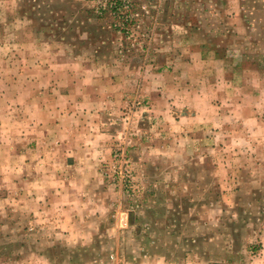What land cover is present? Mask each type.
<instances>
[{
    "label": "rangeland",
    "instance_id": "1",
    "mask_svg": "<svg viewBox=\"0 0 264 264\" xmlns=\"http://www.w3.org/2000/svg\"><path fill=\"white\" fill-rule=\"evenodd\" d=\"M242 1L238 34L216 0H0V264H264V0ZM61 88L80 121H49ZM85 123L112 157L81 244L49 220L90 179L62 156Z\"/></svg>",
    "mask_w": 264,
    "mask_h": 264
},
{
    "label": "crops",
    "instance_id": "2",
    "mask_svg": "<svg viewBox=\"0 0 264 264\" xmlns=\"http://www.w3.org/2000/svg\"><path fill=\"white\" fill-rule=\"evenodd\" d=\"M242 0H216L215 3V12L216 13H228L231 15L232 20L234 21L232 28L236 30V33H241L242 31H245L247 29V24L244 23V20H241V16L244 14V9L242 7ZM215 59V60H214ZM75 59H72L74 61ZM214 63H221L223 64L224 60L219 59V57L215 56L213 57ZM199 66L202 65V69L204 67V64H206L207 61L203 59V57L195 60ZM72 63V62H71ZM73 64V63H72ZM219 66V65H217ZM220 67V66H219ZM204 74L201 72V76ZM206 82V81H205ZM175 90L176 93L182 94L180 96H177L176 101L179 100L180 97L184 96L183 94H187L190 97L189 102L187 105H192L195 108L196 104L192 103V100L199 95L198 89H195V87H191L187 84H182V86L178 85L177 82H175ZM69 88H66V91L61 89L54 90L53 92L58 95L59 99H57L56 103L50 108L52 109L50 119L49 121H55V125H58L59 121H80V117H82L80 111H78V104L82 103L79 101V98H76V100H73L74 92L68 91ZM59 92V93H58ZM254 95H258L257 90L254 88L252 90ZM158 95V94H157ZM172 97V96H171ZM184 98H180L182 101H184ZM93 99V98H92ZM168 106L171 105V102L167 101ZM186 104L181 106V109L187 108ZM213 106V105H211ZM214 107V106H213ZM217 108V107H215ZM173 109V108H172ZM171 109V110H172ZM84 113V111H83ZM88 114V112H87ZM201 113L197 112L196 118H199ZM220 115V114H219ZM102 117V115H100ZM173 117V116H172ZM188 118L185 119H177L173 117V121H185ZM192 120V119H188ZM223 116L217 117L216 121H222ZM79 126L81 123H78ZM78 124H71L65 126V128L61 131H68L71 130L69 133V136L65 141H61L57 136L52 135L49 140H51V145H55L56 147H59L63 145V143L66 142L67 147L69 148V144L71 140H73L74 134L76 131L79 130ZM87 126V129H85V133L83 135L77 137H81L77 140H81L82 144H77L79 148L69 150L65 149V152L62 153V156L66 153V160L70 158L71 164H66L68 173H71L72 175L75 174H88V178H94V182L90 179H86L85 177L79 178V181L77 182L78 177H65V180L58 181L59 188L70 190L72 193V203L68 204L67 209L64 208V205L61 203L62 207L59 208L61 210V213L57 214V217L50 219L49 221L53 222L54 228L58 230L56 232L59 235V238L64 239L65 242H68V240L74 239V236H76L75 233L78 234V236L82 239L86 236H88V227L90 222L97 221L102 222L103 220V211H106V206L108 204V191L104 189L103 182L101 179V175L99 172V166L105 162V160L112 157L111 154L105 153L101 148L103 147L106 151V144L100 143V140H103L102 136L97 134V131H93L94 129L91 128L89 123H85L83 125ZM99 134H102L101 131H99ZM98 138V139H97ZM97 140V141H95ZM92 144V151L88 148V146ZM110 145H108L109 147ZM52 149H54V146L51 147L49 150H47L48 156L58 158L55 155V152H52ZM54 159V158H53ZM68 160V161H69ZM56 163V160H54ZM50 164L47 166V171L50 173H53V170L50 168ZM58 187V185L56 186ZM58 190V188H57ZM95 211H99L100 215L98 216ZM65 212V215H64ZM50 222V223H51ZM77 228H82L83 232L77 231ZM81 244H84V241L82 239ZM43 262V261H41Z\"/></svg>",
    "mask_w": 264,
    "mask_h": 264
}]
</instances>
